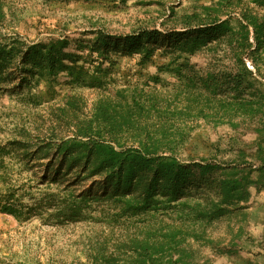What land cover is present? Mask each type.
<instances>
[{"label": "rangeland", "instance_id": "rangeland-1", "mask_svg": "<svg viewBox=\"0 0 264 264\" xmlns=\"http://www.w3.org/2000/svg\"><path fill=\"white\" fill-rule=\"evenodd\" d=\"M240 7L238 0H0V44L21 47L11 61L0 56V146L20 143L0 165V198L14 197L27 213L20 220L0 212V264H170L178 257L177 264H264V191H252L244 219L213 228L211 238L227 240V226L243 229L232 254L222 256L200 241L175 249L184 234L178 213L163 215L161 207L131 215L124 200L103 197L102 179L67 164L55 179L56 162L47 171L61 140L129 147L158 132L184 135L174 154L181 163L236 162L242 149L257 167L253 136L241 145L240 135L207 124L216 114L206 98L184 96L190 85L208 86L210 75L220 79L222 68L205 66L220 49L191 58L178 50L192 32ZM57 40L66 41L70 75L58 67L50 85L40 72L18 86L28 77L20 73L28 65L19 64L26 48ZM186 58L195 66L179 78L174 70Z\"/></svg>", "mask_w": 264, "mask_h": 264}, {"label": "trees", "instance_id": "trees-1", "mask_svg": "<svg viewBox=\"0 0 264 264\" xmlns=\"http://www.w3.org/2000/svg\"><path fill=\"white\" fill-rule=\"evenodd\" d=\"M241 1L238 0L240 10L228 14L227 20L209 21L207 27L184 39L178 50L191 58L220 49V54L208 57L210 61L205 64L208 69L222 68L220 79L210 75L208 86L200 85L195 89L194 84L190 85L194 91L186 90L184 96L190 101L197 92L206 98L209 101L206 105L216 114L207 124L214 128L226 127L240 135L236 140L241 145H246L244 137L253 136L254 155L259 160L257 167L246 160L242 149L236 150V162L200 160L181 163L174 154L184 135L158 132L151 139L136 138L129 147L89 137H82L86 141L61 140L54 145L56 153L47 171L58 163L59 168L53 175L59 179L65 164L68 169L79 167L82 175L102 179L103 197L124 200V208L131 215L158 213L161 207L163 215L180 214L179 223L184 227V234L179 243L174 244L175 249L190 246L189 241H200L207 248H213L217 255L230 256L243 229L239 227L233 232L227 226V240L211 238L213 228L222 221L229 224L231 220L244 219L251 208L252 191L255 194L264 191V0H246L242 4ZM65 44V40H57L27 47L19 64L22 68L28 65L26 69H20V73L28 74V77H20L18 86L40 72L51 78L47 80L50 85L55 82V68L58 67L70 75L72 68L62 63L68 57L63 53ZM19 50L21 47L16 42L0 44V56H6L9 61ZM244 59L251 63L254 73L245 67ZM194 66L186 58L174 71L181 78L179 72L182 69ZM75 82L70 78L68 83ZM42 144L41 148L51 146L50 143ZM19 146L20 143L15 141L0 146V165ZM24 210L14 197L0 198V212L25 220L27 213ZM220 245L224 246L220 248ZM181 261L178 257L175 262H169L177 264Z\"/></svg>", "mask_w": 264, "mask_h": 264}]
</instances>
